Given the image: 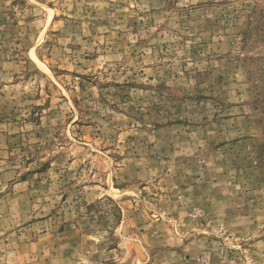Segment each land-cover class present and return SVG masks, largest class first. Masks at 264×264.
Segmentation results:
<instances>
[{"label": "rangeland", "instance_id": "obj_1", "mask_svg": "<svg viewBox=\"0 0 264 264\" xmlns=\"http://www.w3.org/2000/svg\"><path fill=\"white\" fill-rule=\"evenodd\" d=\"M0 264H264V0H0Z\"/></svg>", "mask_w": 264, "mask_h": 264}]
</instances>
